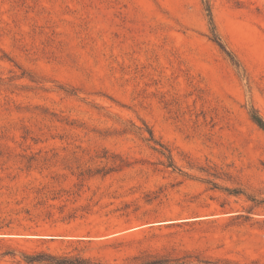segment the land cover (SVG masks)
I'll return each instance as SVG.
<instances>
[{"label": "rangeland", "instance_id": "374dc122", "mask_svg": "<svg viewBox=\"0 0 264 264\" xmlns=\"http://www.w3.org/2000/svg\"><path fill=\"white\" fill-rule=\"evenodd\" d=\"M210 4L240 66L203 0H0V264H264V0Z\"/></svg>", "mask_w": 264, "mask_h": 264}, {"label": "trees", "instance_id": "16d2710c", "mask_svg": "<svg viewBox=\"0 0 264 264\" xmlns=\"http://www.w3.org/2000/svg\"><path fill=\"white\" fill-rule=\"evenodd\" d=\"M203 1L209 18L212 41H214L220 47V49L230 58L233 64L240 66L239 60L234 55V53L227 47V45L225 44L222 37L217 31L210 0H203ZM249 113L253 122L264 130V118L259 114L258 110L256 108H252ZM136 127L138 130L141 129L138 126ZM147 131L149 133V136H144L143 139L149 144V146L154 151L158 152L163 157H165L166 160L162 164L165 165L166 167H172L174 169L177 168V165L174 161V157L170 148L166 146L162 141L155 138L154 132L151 128H147ZM97 157L107 158V156L105 155L104 156L98 155ZM120 167H123V165L117 164L111 166L108 169H104V168L98 169L95 172L89 170L87 174L91 176L93 174L103 172V174L105 175L111 171L119 169ZM81 175H84V173L82 172ZM26 258L29 262H40L45 264H100L97 262H92L80 256H61L46 251H42L33 255H27ZM139 261L140 262L137 264H192V261L189 260L187 257L173 258L167 255H158V254H148L145 256H141L139 258ZM200 262H202V260H200Z\"/></svg>", "mask_w": 264, "mask_h": 264}]
</instances>
